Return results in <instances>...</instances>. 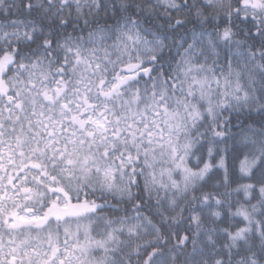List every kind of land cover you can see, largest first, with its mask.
I'll use <instances>...</instances> for the list:
<instances>
[{
	"label": "snow or ice",
	"instance_id": "6c2138e0",
	"mask_svg": "<svg viewBox=\"0 0 264 264\" xmlns=\"http://www.w3.org/2000/svg\"><path fill=\"white\" fill-rule=\"evenodd\" d=\"M0 264H264V0H0Z\"/></svg>",
	"mask_w": 264,
	"mask_h": 264
}]
</instances>
